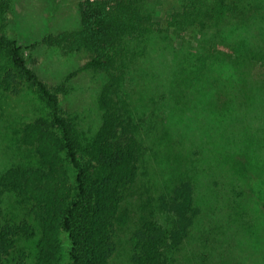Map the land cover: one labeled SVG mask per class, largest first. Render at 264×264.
Masks as SVG:
<instances>
[{"label":"rangeland","instance_id":"374dc122","mask_svg":"<svg viewBox=\"0 0 264 264\" xmlns=\"http://www.w3.org/2000/svg\"><path fill=\"white\" fill-rule=\"evenodd\" d=\"M85 1L0 0V36L17 41L28 65L53 91L60 90L63 111L88 135L100 128L106 110L101 100L109 94L122 128L139 138L141 176L131 195V221L117 227L113 264L129 263L131 235L150 213L147 202L156 205L182 179L195 183L203 210L197 239L187 245L190 264H264V0H198L197 17L205 25L185 26L179 37L172 36L169 23L188 0H152L157 36L130 66L133 72H116L115 86L106 72L85 67L89 51L44 41L82 27ZM209 44L212 57L198 61L207 65L204 75L177 93L179 57L189 48L206 54ZM7 66L0 56V171L37 163L27 126L50 119L27 83L14 90L2 86ZM17 198L5 195V212L22 216ZM158 218L166 222L164 214ZM62 240L66 264L68 233ZM33 261L26 254L19 264Z\"/></svg>","mask_w":264,"mask_h":264},{"label":"trees","instance_id":"16d2710c","mask_svg":"<svg viewBox=\"0 0 264 264\" xmlns=\"http://www.w3.org/2000/svg\"><path fill=\"white\" fill-rule=\"evenodd\" d=\"M198 4L188 0L173 14L169 23L175 28L173 37L182 36L185 26L203 28ZM153 6L152 0H86L82 27L50 34L44 41L71 51H89L85 67L106 72L112 76L108 84L115 86L116 72H133L130 66L143 59L146 46L157 36ZM209 48L211 44L203 55L189 48L179 57L174 72L177 93L185 91L191 79L204 75L207 65L198 61L212 57ZM0 56L8 59L2 86L14 90L27 83L39 93L50 115L49 120L40 118L27 126L37 163L0 171V264H19L26 254L35 257L33 264H62L63 232L70 239L66 264H113L117 227L131 221L129 204L141 176L139 138L122 128L120 109L111 96L107 99L109 94L101 100L106 110L100 128L88 135L75 116L63 111L60 90L53 91L28 65L16 40L1 35ZM6 194H17L22 216L5 212ZM148 203L150 213L131 235L128 264H190L188 246L197 239L203 217L195 183L182 179L161 194L156 205L147 202V211ZM158 212L166 222L159 220Z\"/></svg>","mask_w":264,"mask_h":264}]
</instances>
